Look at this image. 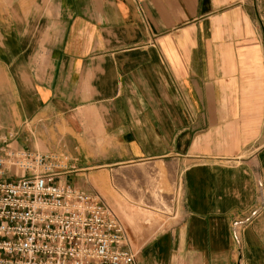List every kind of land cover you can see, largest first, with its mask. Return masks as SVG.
Here are the masks:
<instances>
[{"label":"crops","instance_id":"1","mask_svg":"<svg viewBox=\"0 0 264 264\" xmlns=\"http://www.w3.org/2000/svg\"><path fill=\"white\" fill-rule=\"evenodd\" d=\"M0 140L78 187L170 163L181 215L138 264H264V0H0Z\"/></svg>","mask_w":264,"mask_h":264},{"label":"built area","instance_id":"2","mask_svg":"<svg viewBox=\"0 0 264 264\" xmlns=\"http://www.w3.org/2000/svg\"><path fill=\"white\" fill-rule=\"evenodd\" d=\"M67 160L0 140V264H138L102 197L61 180Z\"/></svg>","mask_w":264,"mask_h":264},{"label":"rangeland","instance_id":"3","mask_svg":"<svg viewBox=\"0 0 264 264\" xmlns=\"http://www.w3.org/2000/svg\"><path fill=\"white\" fill-rule=\"evenodd\" d=\"M78 173L82 177L80 188L96 191L102 197L119 218L128 234L129 244L134 248L158 230L173 225L181 215L179 203L181 190L177 186L179 174H175L170 163L162 161L140 163L132 172L118 171L115 174L107 171L95 174L89 173L88 170ZM122 180L132 183H129V186L126 183L122 185ZM69 181L72 185V180ZM126 206L134 207V210L142 213L144 220L142 215L138 218L130 215L127 216L128 220L125 219L119 208L122 210ZM144 206L159 211L155 214L140 210ZM151 218L156 219L150 222Z\"/></svg>","mask_w":264,"mask_h":264},{"label":"bare ground","instance_id":"4","mask_svg":"<svg viewBox=\"0 0 264 264\" xmlns=\"http://www.w3.org/2000/svg\"><path fill=\"white\" fill-rule=\"evenodd\" d=\"M119 211H120V208H119Z\"/></svg>","mask_w":264,"mask_h":264}]
</instances>
